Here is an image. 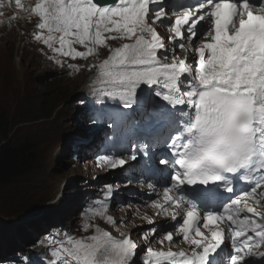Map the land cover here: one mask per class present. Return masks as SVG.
Masks as SVG:
<instances>
[{
    "label": "snow or ice",
    "instance_id": "snow-or-ice-1",
    "mask_svg": "<svg viewBox=\"0 0 264 264\" xmlns=\"http://www.w3.org/2000/svg\"><path fill=\"white\" fill-rule=\"evenodd\" d=\"M14 4L35 15L34 39L56 55L87 59L101 47L109 50L106 58L88 65L97 69L93 83L102 96L122 105L110 114L113 122L130 125L143 139L126 149L128 159L108 154L100 156L99 163L123 169L129 161L147 158L148 141L166 128V155L149 171L163 165L167 186L156 192L148 185L157 197L151 206L157 215L176 222L170 227L189 248L173 250L176 237L162 225L164 234L157 241L161 247H146L143 264H215L226 240L231 246L228 264H251L257 255L264 259V252L258 251L264 245V215L248 204L250 199L264 206V191L258 193L264 186V0ZM158 25L171 33L168 41L175 47L166 44ZM110 40L121 43L113 47ZM177 48L186 54L181 57ZM56 55L52 58L62 64ZM234 180L246 186L237 191ZM189 186L195 198L184 195ZM221 187L231 194L226 200L218 191ZM113 193V186L105 185L104 201L84 213L82 230L91 229V234L54 242L49 264H134L139 245L131 233L120 231L117 238L90 223L99 217L117 228L116 218L108 214ZM158 231L153 226L142 238L148 241Z\"/></svg>",
    "mask_w": 264,
    "mask_h": 264
},
{
    "label": "rangeland",
    "instance_id": "rangeland-1",
    "mask_svg": "<svg viewBox=\"0 0 264 264\" xmlns=\"http://www.w3.org/2000/svg\"><path fill=\"white\" fill-rule=\"evenodd\" d=\"M25 5H34V1L26 0ZM12 15L13 10L8 8L7 2L3 0L0 5V100H2L0 101V118L11 124V128L14 129L13 139L16 142L28 141L35 144L37 160L27 179L15 180L10 186L1 187L0 185V214L5 219L15 220L23 213L15 212L14 207L28 205L30 207L36 203L47 204L48 212L47 217H43L35 224L3 234L0 240V262L14 258L17 250L25 249L26 252H33L34 248L39 246L40 240L50 233L57 236L59 240L65 233H71L76 237L90 235L91 229L87 232L82 230L84 213L88 209L85 204L87 201L90 202L89 199L104 194L105 185L111 184L115 191L114 206L108 210V214L116 218L117 228H113L99 217L90 223L98 224L116 236H119L120 231L131 233L132 239L139 245L134 264H143V253L146 247L150 246L154 249L161 247L157 241L163 236V231L157 233L155 237L149 236L148 241L142 238L150 225L135 211V206L139 204L135 190H140L139 183L135 179H130V183H127V179L104 181L102 164L87 163L89 158H82V155L80 161L73 160L72 145L76 139H81L84 143L94 135L102 136L100 129L94 134H90L91 128H88L89 132H86V125L81 122V117L84 122H87L86 115L78 113L75 109L81 95L89 89L86 84L87 79L81 73L85 70L80 68L82 59L73 60L56 55L42 42L36 41L34 33L37 31L38 19L35 15L24 11L17 20ZM108 43L115 47L119 46L121 41L110 40ZM80 50L84 49L80 48ZM108 54L109 50L101 47L96 55L98 59H90V63H98ZM54 55L56 59L62 61V64L56 63V60L52 58ZM21 61L24 62L22 69ZM44 63L48 64L46 68L43 67ZM50 65H54L55 68ZM69 65L79 67H69ZM7 93L11 96L7 97ZM61 103V106L69 109L68 119H64L63 114L52 116L55 107ZM92 121L93 117L89 122ZM65 124H71L76 128L75 130L60 129ZM102 125L107 127L105 123ZM75 133L78 136L73 138ZM91 146L92 144L89 143L84 149ZM53 149H55L54 165L58 175L48 171L51 167L50 152ZM47 171L55 180L52 193L49 194L50 201H35L34 197L40 196L44 189ZM118 183L124 186L119 187ZM20 192L25 193L26 200L16 201L10 206L11 200H17L16 195ZM122 195L123 197L117 199V196ZM108 204L111 207L110 203ZM128 205L134 209L127 211L125 207ZM1 208L4 209L1 210ZM63 211L65 214L62 213ZM142 211L151 212V209L144 208ZM156 218V213H152L151 219ZM55 228H62L65 233ZM37 234L40 235L37 241L28 244L32 247H25L26 240ZM55 239L58 242V239Z\"/></svg>",
    "mask_w": 264,
    "mask_h": 264
},
{
    "label": "trees",
    "instance_id": "trees-1",
    "mask_svg": "<svg viewBox=\"0 0 264 264\" xmlns=\"http://www.w3.org/2000/svg\"><path fill=\"white\" fill-rule=\"evenodd\" d=\"M11 96L7 93V97ZM2 101V100H0ZM14 132L11 128V124L7 121H3L0 118V185L10 186L15 180H24L27 179L32 173V166L37 160L36 147L33 142H16L13 139ZM55 149L50 152L51 167L48 171H52L55 175H58L55 168V155L53 154ZM47 171V175L44 179V189L40 193V196L34 197L35 201L45 202L50 201L49 194L52 193L53 187L55 185V180L52 175ZM55 171V172H54ZM17 200H11L10 206H12L16 201L24 202L26 200V195L23 192H20L16 195ZM48 212L47 204H34V206H18L14 207L15 212L22 214L21 217H27L31 214H35L39 209ZM4 208H1V210ZM65 213V211H63ZM0 224V233H3L1 230L6 225L7 229H10V226L7 224Z\"/></svg>",
    "mask_w": 264,
    "mask_h": 264
}]
</instances>
